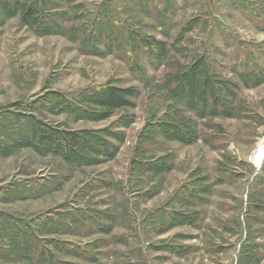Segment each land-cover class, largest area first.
I'll return each instance as SVG.
<instances>
[{
  "label": "rangeland",
  "instance_id": "obj_1",
  "mask_svg": "<svg viewBox=\"0 0 264 264\" xmlns=\"http://www.w3.org/2000/svg\"><path fill=\"white\" fill-rule=\"evenodd\" d=\"M0 264H264V0H0Z\"/></svg>",
  "mask_w": 264,
  "mask_h": 264
},
{
  "label": "trees",
  "instance_id": "obj_2",
  "mask_svg": "<svg viewBox=\"0 0 264 264\" xmlns=\"http://www.w3.org/2000/svg\"><path fill=\"white\" fill-rule=\"evenodd\" d=\"M29 7L30 6L25 4L23 8L22 15L25 22H28L32 14L35 12L32 7ZM145 45L146 49L149 51L152 50L155 52V50H158L160 56H162V54L166 51L165 44L162 41L146 43ZM136 93L137 90L133 87L121 88L113 85H104L100 87L99 90L95 91L91 96L96 100L99 106L105 109L103 114L100 115V117L104 118L109 116L111 111L115 108L131 106L133 104L131 98L135 97Z\"/></svg>",
  "mask_w": 264,
  "mask_h": 264
}]
</instances>
